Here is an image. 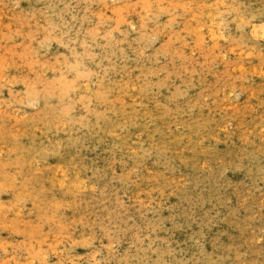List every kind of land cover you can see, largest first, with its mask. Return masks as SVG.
Here are the masks:
<instances>
[{"label": "rangeland", "instance_id": "obj_1", "mask_svg": "<svg viewBox=\"0 0 264 264\" xmlns=\"http://www.w3.org/2000/svg\"><path fill=\"white\" fill-rule=\"evenodd\" d=\"M263 34L264 0H0V264H264Z\"/></svg>", "mask_w": 264, "mask_h": 264}, {"label": "bare ground", "instance_id": "obj_2", "mask_svg": "<svg viewBox=\"0 0 264 264\" xmlns=\"http://www.w3.org/2000/svg\"><path fill=\"white\" fill-rule=\"evenodd\" d=\"M60 1V0H59ZM67 1V0H66ZM64 2V1H63ZM107 2V1H106ZM145 8V7H144ZM195 8L196 7H194V9L193 10H195ZM201 10V9H200ZM202 13V12H201ZM207 13V12H206ZM192 14V13H191ZM195 14V13H194ZM199 14V13H198ZM203 14V13H202ZM197 15V14H196ZM199 16V15H198ZM201 16V15H200ZM194 18V17H193ZM203 18V17H202ZM78 20V19H77ZM194 20V19H193ZM197 20V19H196ZM199 20V19H198ZM198 20H197V22H198ZM211 21V20H210ZM195 22V21H194ZM190 23V22H189ZM60 24V23H59ZM192 25H194V24H192ZM197 25H199V23L197 24ZM204 25V24H203ZM207 25V24H206ZM212 25V24H211ZM167 26V25H166ZM189 26V25H188ZM200 26V25H199ZM195 27H197V26H195ZM202 28V27H201ZM201 28H199V29H201ZM203 28H204V26H203ZM202 28V29H203ZM189 30V29H188ZM194 30V29H193ZM160 31V30H159ZM209 31L210 32H212L213 31V29L212 28H210L209 29ZM137 32V31H136ZM64 33V32H63ZM196 33V31L194 30V33L193 34H195ZM213 33V32H212ZM243 33V32H242ZM83 34V33H82ZM198 34V33H197ZM156 35V34H155ZM165 35V34H164ZM176 35V34H175ZM196 35V34H195ZM200 35V34H199ZM199 35H197V36H199ZM246 35V34H245ZM245 35H243V37L242 38H244V36ZM201 37V36H200ZM246 37V36H245ZM263 38H264V34H263ZM151 40V39H150ZM151 43V42H150ZM87 45V44H86ZM113 46V45H112ZM185 46V45H184ZM109 48V47H108ZM112 48V47H111ZM118 58V57H117ZM117 58H115V60L117 59ZM63 61H65V60H63ZM211 62V61H210ZM63 63V62H62ZM198 63V62H197ZM200 63V62H199ZM204 63V62H203ZM112 64V63H111ZM207 64H209V63H207ZM204 65V64H203ZM56 66V65H55ZM57 66H59V63H58V65ZM209 74V73H208ZM147 76V75H146ZM153 76V75H152ZM151 77V76H150ZM87 87H88V85H87ZM89 94V93H88ZM87 94V95H88ZM169 99V98H168ZM167 103V102H166ZM106 107V106H105ZM71 110V109H70ZM111 111V110H110ZM70 115V114H69ZM101 119V118H100ZM106 125V124H105ZM125 128V127H124ZM122 130V129H121ZM250 130V129H249ZM254 131V130H253ZM259 131V130H258ZM128 132V131H127ZM260 132V131H259ZM126 133V132H125ZM260 137V136H259ZM261 138V137H260ZM128 140V139H127ZM190 143V142H189ZM186 145H189V144H187L186 143ZM259 146V145H258ZM71 187V186H70Z\"/></svg>", "mask_w": 264, "mask_h": 264}]
</instances>
